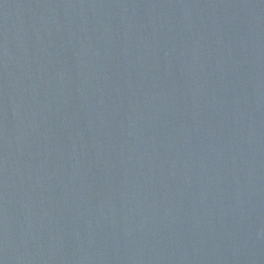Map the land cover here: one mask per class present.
Masks as SVG:
<instances>
[{"label": "water", "instance_id": "obj_1", "mask_svg": "<svg viewBox=\"0 0 264 264\" xmlns=\"http://www.w3.org/2000/svg\"><path fill=\"white\" fill-rule=\"evenodd\" d=\"M0 264H264V0H0Z\"/></svg>", "mask_w": 264, "mask_h": 264}]
</instances>
